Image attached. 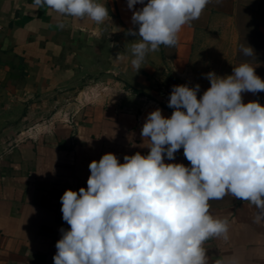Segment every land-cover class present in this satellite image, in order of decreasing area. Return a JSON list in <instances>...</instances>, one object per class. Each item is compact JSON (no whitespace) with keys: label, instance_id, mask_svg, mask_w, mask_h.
<instances>
[{"label":"crops","instance_id":"0c3cea01","mask_svg":"<svg viewBox=\"0 0 264 264\" xmlns=\"http://www.w3.org/2000/svg\"><path fill=\"white\" fill-rule=\"evenodd\" d=\"M97 2L111 21L61 15L34 0H0V264H54L59 230L70 227L60 198L86 189L89 164L104 154L120 163L124 155L148 154L141 129L157 108L172 115L171 77L206 91L205 74L231 75L248 63L264 80V0H211L181 28L175 46L149 52L137 73L131 45L141 38L126 34L133 27L127 0ZM247 45L254 55L243 54ZM96 83L107 87L92 95ZM242 99L264 106V91ZM165 163L190 166L183 148ZM209 205L229 231L228 239L204 242L207 264H264V220L256 221L255 205L231 194Z\"/></svg>","mask_w":264,"mask_h":264},{"label":"clouds","instance_id":"9594fccd","mask_svg":"<svg viewBox=\"0 0 264 264\" xmlns=\"http://www.w3.org/2000/svg\"><path fill=\"white\" fill-rule=\"evenodd\" d=\"M210 2L127 0L133 27L126 34L141 38L131 45L136 73L149 52L175 46L181 28ZM137 4L143 7L135 10ZM34 5L97 24L111 21L97 0ZM241 51L255 54L249 45ZM205 78L210 87L199 99V84L172 86L170 117L159 108L148 113L141 129L147 155H124L120 163L106 153L89 164L86 189L64 192L62 219L70 227L59 230L54 264H207L204 242L228 239L229 231L226 218L210 214L209 201L228 194L255 205L256 221L264 220V106L242 99V93L264 91V80L248 63L231 75L212 71ZM181 148L190 166L165 163Z\"/></svg>","mask_w":264,"mask_h":264},{"label":"built area","instance_id":"2783aa9c","mask_svg":"<svg viewBox=\"0 0 264 264\" xmlns=\"http://www.w3.org/2000/svg\"><path fill=\"white\" fill-rule=\"evenodd\" d=\"M105 87H107V84L96 83V84H94L93 87L90 88L91 89V94L92 95L93 94L94 95L102 94L104 89H105ZM65 114H66V112H63L62 115H65ZM68 119H70V118H68V116L66 118H64V119L62 117L59 118V120H65V121H67Z\"/></svg>","mask_w":264,"mask_h":264},{"label":"rangeland","instance_id":"374dc122","mask_svg":"<svg viewBox=\"0 0 264 264\" xmlns=\"http://www.w3.org/2000/svg\"><path fill=\"white\" fill-rule=\"evenodd\" d=\"M201 58H204V57H201ZM205 62V59H203V63ZM209 62V61H208ZM228 67H229V65H228ZM204 93V90H202V89H200V92L198 93V99L202 96V94ZM164 105L166 104V103H164V102H162ZM167 105V104H166Z\"/></svg>","mask_w":264,"mask_h":264},{"label":"trees","instance_id":"16d2710c","mask_svg":"<svg viewBox=\"0 0 264 264\" xmlns=\"http://www.w3.org/2000/svg\"><path fill=\"white\" fill-rule=\"evenodd\" d=\"M171 79L174 81V83H175L176 85H178V84L180 83V80L177 79V78H175V77H171Z\"/></svg>","mask_w":264,"mask_h":264}]
</instances>
